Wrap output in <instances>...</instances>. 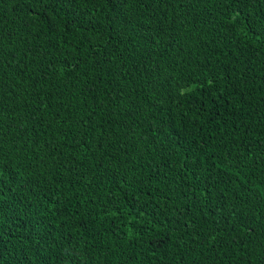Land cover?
I'll return each mask as SVG.
<instances>
[{"label":"trees","instance_id":"16d2710c","mask_svg":"<svg viewBox=\"0 0 264 264\" xmlns=\"http://www.w3.org/2000/svg\"><path fill=\"white\" fill-rule=\"evenodd\" d=\"M0 264H264V0H0Z\"/></svg>","mask_w":264,"mask_h":264}]
</instances>
